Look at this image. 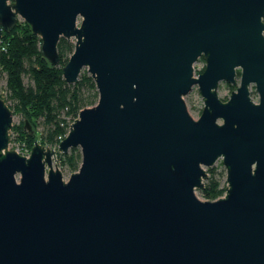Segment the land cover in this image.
Segmentation results:
<instances>
[{
  "label": "water",
  "instance_id": "water-1",
  "mask_svg": "<svg viewBox=\"0 0 264 264\" xmlns=\"http://www.w3.org/2000/svg\"><path fill=\"white\" fill-rule=\"evenodd\" d=\"M263 19L264 0H0V38L25 22L52 67L73 39L62 78L85 68L98 93L56 150L28 156L8 149L0 98V264H264ZM74 148L64 180L53 159ZM218 160L224 194L200 200Z\"/></svg>",
  "mask_w": 264,
  "mask_h": 264
},
{
  "label": "trees",
  "instance_id": "trees-1",
  "mask_svg": "<svg viewBox=\"0 0 264 264\" xmlns=\"http://www.w3.org/2000/svg\"><path fill=\"white\" fill-rule=\"evenodd\" d=\"M40 45V38L23 21L4 31L0 38V75L6 92V96L0 94V98L13 115L22 117L21 125H12L11 131L15 130L25 139L28 149L35 141L45 147L56 145L57 137L67 133L78 112L93 106L98 98L94 82L86 72L71 85L62 78V67L73 52V42L63 38L58 42V67L50 66L41 56ZM8 100L12 105H8ZM25 120L33 134L24 130L22 124ZM57 157L70 172L79 168L81 155L77 148L70 149L65 155L57 153ZM215 171L213 167L206 171L208 178L200 191L205 200H215L224 194L225 185L221 186L215 179Z\"/></svg>",
  "mask_w": 264,
  "mask_h": 264
},
{
  "label": "rangeland",
  "instance_id": "rangeland-1",
  "mask_svg": "<svg viewBox=\"0 0 264 264\" xmlns=\"http://www.w3.org/2000/svg\"><path fill=\"white\" fill-rule=\"evenodd\" d=\"M19 21H21V20H19ZM70 41L74 42L73 39H71ZM204 67H205V63H204L203 58H199L193 64L194 76L201 73L203 71ZM83 72L87 73L85 68L82 69L81 73H83ZM26 81L27 80L25 79V82ZM238 84H239L238 78L235 79V84H233V85H229L225 82H220L218 84V88H217V95H218L219 99H221L222 101H225L226 99H228L230 92L234 91L235 88L238 86ZM249 91H250L251 99L254 102H257L258 101V95L254 91L253 85L250 86ZM0 94H2L4 97L6 96V92H5V88H4V79L1 77V75H0ZM183 99H184V102H185V105H186V108H187L189 115L193 119H197L199 117L201 110H202V107H203V99L198 92V88L196 86H193L191 91L186 96H184ZM8 105H12V102L10 100H8ZM22 120L23 119L19 114H14L13 119H12V124L14 126H19V125H21L20 123L22 122ZM11 130H12V128H11ZM26 145H27V143H26L25 139L21 138L20 135L15 130L10 131V141H9V145H8L9 150H14L16 152H20L22 150V148L26 147ZM57 158L58 157L53 159L52 166H53V168H58L62 173L63 179L67 180L69 175L72 174V172H70L66 166H62L59 163ZM212 167L216 169L215 172L217 173V175H215V179H217L220 182L221 186L226 185V183H225V170L221 164V161L218 160ZM207 169L208 168H205L206 171H207ZM200 191L201 190L195 191L196 197L199 198L200 200H205L204 197L201 195Z\"/></svg>",
  "mask_w": 264,
  "mask_h": 264
},
{
  "label": "built area",
  "instance_id": "built-area-1",
  "mask_svg": "<svg viewBox=\"0 0 264 264\" xmlns=\"http://www.w3.org/2000/svg\"><path fill=\"white\" fill-rule=\"evenodd\" d=\"M65 135H66V134H65ZM65 135H63V136H58V137H57L58 142L61 141V140L65 137ZM58 142H57V144H58ZM57 144L54 145V146H47V148H50V149H54V150H56V148H57ZM29 152H30V149H28L27 147H24V148H22V150H21L20 152H17V153L20 154V155H23V156H28V155H29ZM56 157H57V155H56ZM56 157H55V158H56Z\"/></svg>",
  "mask_w": 264,
  "mask_h": 264
},
{
  "label": "flooded vegetation",
  "instance_id": "flooded-vegetation-1",
  "mask_svg": "<svg viewBox=\"0 0 264 264\" xmlns=\"http://www.w3.org/2000/svg\"><path fill=\"white\" fill-rule=\"evenodd\" d=\"M237 78H238V77H237ZM238 79H239V78H238ZM235 89H236V88H235ZM231 92H232V91H231ZM231 92H230V93H231ZM229 95H230V94H229ZM226 100H227V99H226ZM226 100H225V101H226Z\"/></svg>",
  "mask_w": 264,
  "mask_h": 264
}]
</instances>
